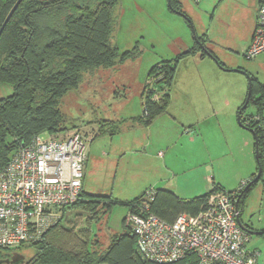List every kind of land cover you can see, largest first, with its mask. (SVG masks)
I'll use <instances>...</instances> for the list:
<instances>
[{
  "label": "rangeland",
  "instance_id": "1",
  "mask_svg": "<svg viewBox=\"0 0 264 264\" xmlns=\"http://www.w3.org/2000/svg\"><path fill=\"white\" fill-rule=\"evenodd\" d=\"M177 1L186 16L169 9L167 0H118L111 43L120 52L137 45L138 54L85 76L79 89L61 100L65 124L75 127L68 133L77 131L85 142L86 192L111 194L117 202H127L168 187L192 198L217 184L225 192L239 190L256 172L254 135L238 124L237 111L246 99L248 75L264 82V53L253 60L243 56L259 0ZM202 35L223 66L211 57L183 58L168 91L167 110L148 126H133L130 118L142 114L145 87L155 83L153 74L147 78L150 68L174 58L190 46V40L196 42L194 36ZM166 91L155 89L151 99L159 101ZM12 93L11 85H0V98ZM253 112L249 105L246 113ZM103 119L121 122V133L95 139L97 122ZM245 201L242 220L252 216L248 220L261 231L264 170ZM127 213L128 206L114 205L93 226L100 240L106 243L111 234L122 233ZM247 248L258 253L257 264H264L263 236H251ZM18 251L25 259L34 255L28 245Z\"/></svg>",
  "mask_w": 264,
  "mask_h": 264
},
{
  "label": "trees",
  "instance_id": "2",
  "mask_svg": "<svg viewBox=\"0 0 264 264\" xmlns=\"http://www.w3.org/2000/svg\"><path fill=\"white\" fill-rule=\"evenodd\" d=\"M16 1L0 0V28ZM117 3L118 0H23L16 8L0 35V85L9 84L13 88L11 95L0 98V170L13 152L27 145L33 137L66 133L75 128L65 124L60 103L69 91L79 89L85 76L99 69L114 68L138 54L137 45L120 52L118 46L111 43ZM178 5L177 0H169V9L184 15ZM194 37L196 42L192 49L150 68L147 78L153 74L155 83L149 89L145 87L142 114L130 119L133 126L135 123L148 126L167 110L168 91L184 56L199 50L201 56L206 54L217 59L204 46L207 40L204 35ZM248 76L250 98L244 109L243 105L238 109L237 116L257 140V172L259 168L264 170V82ZM155 89L167 90L159 101L151 99ZM249 105L254 109L251 114L246 113ZM97 126L95 138L120 134L122 125L119 121L103 119ZM256 183L236 195L239 222L248 229L251 228L243 223L242 215L246 195ZM217 191L225 192L217 184L204 195L181 199L169 190L154 189L150 211L171 223L182 213L197 215L205 208L208 197ZM143 196L144 192L127 202H117L111 194L81 190L77 201L61 210L58 223L38 242L28 245L34 251L28 264H159L139 255L135 237L124 225L125 217L122 218L123 232L111 234L106 243L100 240L98 231L93 230L114 205L130 207ZM19 249L21 247L16 250ZM162 264H197V260L191 255Z\"/></svg>",
  "mask_w": 264,
  "mask_h": 264
},
{
  "label": "built area",
  "instance_id": "3",
  "mask_svg": "<svg viewBox=\"0 0 264 264\" xmlns=\"http://www.w3.org/2000/svg\"><path fill=\"white\" fill-rule=\"evenodd\" d=\"M263 53L260 0L243 56L253 60ZM85 161V142L77 131L38 135L13 152L0 170V250L36 243L58 223L61 210L79 198ZM153 195L147 191L125 216L143 259L162 264L192 255L197 264H257L258 253L247 249L251 235L239 225L236 192H214L197 215L182 213L171 223L150 211Z\"/></svg>",
  "mask_w": 264,
  "mask_h": 264
},
{
  "label": "water",
  "instance_id": "4",
  "mask_svg": "<svg viewBox=\"0 0 264 264\" xmlns=\"http://www.w3.org/2000/svg\"><path fill=\"white\" fill-rule=\"evenodd\" d=\"M23 0H17L15 3H14V5L12 6V8L10 9V11L8 12V14H7V16H6V18H5V20H4V22H3V24H2V26H1V28H0V35H1V32L3 31V29H4V27H5V25L7 24V22L10 20V18H11V16H12V14L14 13V11L16 10V8L19 6V4L22 2ZM168 3H169V0H168ZM248 78H249V76H248ZM248 83H249V86H248V91H247V97H246V99H245V103L243 104V106H242V109H244L245 107H246V105H247V103H248V101H249V98H250V80L248 79ZM237 122H238V124L241 126V127H243L242 126V124L240 123V121H239V117L237 116ZM254 142H255V157H256V161H257V153H258V145H257V140H256V138H255V136H254ZM260 175H261V169L259 168L258 169V171H257V174L254 176V178L247 184V186L245 187V189L244 190H246V189H248L253 183H255V182H257L259 179H260ZM238 201H239V197L238 198H236V203H235V205H236V207L238 208ZM239 225H240V227L244 230V231H246V232H248L251 236H258V235H261V234H263V232H258V231H254V230H252V229H248V228H245L244 226H242V224L239 222Z\"/></svg>",
  "mask_w": 264,
  "mask_h": 264
},
{
  "label": "crops",
  "instance_id": "5",
  "mask_svg": "<svg viewBox=\"0 0 264 264\" xmlns=\"http://www.w3.org/2000/svg\"><path fill=\"white\" fill-rule=\"evenodd\" d=\"M259 2H260V0L258 1V4H259ZM258 7V6H257ZM255 18H256V15H255ZM254 28H255V21H254V25H253V28H252V31H251V33H250V37H248V39L247 40H244V43H245V50L247 49V47L249 46V44H250V41H251V38H252V34H253V31H254ZM207 41V40H206ZM190 42V46L189 47H187V48H185V49H182L181 51H179L176 55H178V54H181V53H184V52H186V51H189L190 49H192L194 46H195V43H191V40L189 41ZM193 42V41H192ZM204 46L208 49V50H210L207 46H206V42H205V44H204ZM186 47V46H185ZM201 52L202 51H199L198 50V52H196L197 54H189L190 56H197V55H199V57H200V59H205V58H210V56H208V55H204V56H201ZM199 53V54H198ZM188 55H186V56H184V58L185 57H187ZM183 59V58H182ZM181 59V60H182ZM164 60H166V59H164ZM180 60V61H181ZM180 61H179V63H180ZM179 63H178V65H179ZM177 68H178V66H177ZM176 73H177V70H176ZM175 76H176V74H175ZM174 82H175V78H174V81H173V84H174ZM251 114V113H250ZM130 119H132V118H130ZM133 125V124H132ZM189 128H191V127H189ZM190 130V129H189ZM121 133V132H120ZM99 137H101V136H99ZM98 138V137H97ZM96 139V138H95ZM94 139V140H95ZM93 140V141H94ZM191 141H192V139H191ZM175 175V174H174ZM83 178H84V175H83ZM156 189H165V190H169V191H171V192H173L176 196H178L179 198H181V199H191V198H185L184 196H180L179 194H177L176 193V191L173 189V188H156ZM81 190H83V181H82V189ZM237 191V190H236ZM235 190H234V192H236ZM205 194V193H204ZM204 194H200L199 196H201V195H204ZM195 197H198V196H195ZM195 197H192V198H195ZM245 205H246V201H245ZM245 214V213H244ZM247 215V214H246ZM252 216H246V220L245 221H243V223H245V224H247V225H249L250 226V228L252 229V230H254V228H258V227H255L248 219L249 218H251ZM254 227V228H253ZM260 229V228H259ZM264 227H262L261 228V231H258V230H254V231H258V232H263V234H264ZM262 235V234H261ZM258 236H260V235H258Z\"/></svg>",
  "mask_w": 264,
  "mask_h": 264
},
{
  "label": "flooded vegetation",
  "instance_id": "6",
  "mask_svg": "<svg viewBox=\"0 0 264 264\" xmlns=\"http://www.w3.org/2000/svg\"><path fill=\"white\" fill-rule=\"evenodd\" d=\"M253 178H250L246 183H244L243 186L237 190V194H239V192L246 191L247 189L244 190L245 187ZM28 261L29 259H25L18 250L4 251L3 254L0 255V264H28Z\"/></svg>",
  "mask_w": 264,
  "mask_h": 264
}]
</instances>
